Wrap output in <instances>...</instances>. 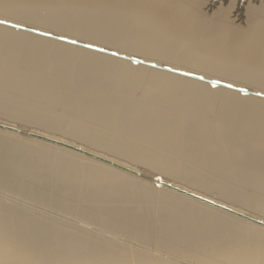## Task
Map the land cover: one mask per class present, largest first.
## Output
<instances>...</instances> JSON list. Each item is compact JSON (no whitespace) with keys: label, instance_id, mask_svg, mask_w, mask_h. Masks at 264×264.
<instances>
[{"label":"bare ground","instance_id":"6f19581e","mask_svg":"<svg viewBox=\"0 0 264 264\" xmlns=\"http://www.w3.org/2000/svg\"><path fill=\"white\" fill-rule=\"evenodd\" d=\"M230 6L0 0V116L169 177L0 128V264H264V226L156 184L264 222V0Z\"/></svg>","mask_w":264,"mask_h":264},{"label":"rangeland","instance_id":"374dc122","mask_svg":"<svg viewBox=\"0 0 264 264\" xmlns=\"http://www.w3.org/2000/svg\"><path fill=\"white\" fill-rule=\"evenodd\" d=\"M219 1H222V5L224 4V6H230V3H232V2H230V1H227V0H219ZM243 1V5L244 6H246L247 5V3L250 1V0H248V1H246V0H242ZM253 2V1H252ZM235 3V4H234ZM234 3H232V5L234 6V5H236V6H234V9H232L231 8V6H230V8L232 9L231 10V13H233V15H235V17L233 16V18L235 19L236 17L238 18V20H237V18H236V20L239 22V23H241V22H243V20H244V16H243V14L245 15V7L242 5V8H240L238 5H237V1L235 0V2ZM257 3H259L258 1H255V2H253V4H256L257 5ZM218 4V3H217ZM217 4H215L216 6L215 7H218L219 6V4L217 5ZM229 4V5H228ZM232 6V7H233ZM235 11V12H234ZM238 13H240V14H238ZM241 19V20H240ZM0 123H2V124H6V125H8V126H11V127H14V128H17V129H19V132L18 131H13V130H10V129H6V128H3V129H5V130H8V131H13V132H15V133H20V134H23V135H26V136H28L27 135V133L26 132H32V133H35V134H38V135H41V136H44V137H47V138H51V139H53V140H59V141H62V142H65L66 144H68V145H70L71 144V146H75V147H77V148H80L81 150H84V151H87V152H90V153H93L94 155L96 154V155H101V156H104V157H107V158H110L111 159V157L113 158V159H115L116 158V160H119V161H121L122 162V164H124V163H128V164H130V165H133L132 167H136L137 169H142V170H145V172H149L148 174H152V175H154L156 178H159L160 180H163V178L164 179H166V178H168L169 179V177H165V176H163V175H161V174H159V173H156V172H153V171H150L149 169H147V168H144V167H142V166H140V165H134V164H131V163H129L128 161H126V160H122L121 158H119V157H117V156H113L112 154H108V153H106L105 151H103V150H96V149H94V148H91V147H88V146H86V145H82V143L81 142H76V141H74V140H72V139H70V138H61V136L60 135H57V134H52V133H49V132H46V131H44V130H40V129H36V128H33V127H29V126H24L23 124H18L17 122H13V121H10V120H8L7 118H4V117H2V116H0ZM1 128V127H0ZM42 131V132H41ZM49 133V134H48ZM51 134V135H50ZM57 135V136H56ZM51 136H53V137H51ZM32 137V136H31ZM61 139V140H60ZM64 139V140H63ZM41 140H43V139H41ZM67 140H69V141H67ZM49 142V141H48ZM70 143V144H69ZM73 144V145H72ZM78 145H79V147H78ZM84 147H85V149H84ZM73 150V149H72ZM91 150H92V152H91ZM76 151V150H75ZM78 152V151H77ZM96 152V153H95ZM101 154H100V153ZM81 153V152H80ZM82 154H84V153H82ZM85 155H87V154H85ZM109 157H108V156ZM89 156V155H88ZM91 157V156H90ZM116 162V161H115ZM124 162V163H123ZM123 170V169H122ZM140 172V171H139ZM141 173H143V172H141ZM144 174V173H143ZM140 176H142V175H140ZM144 176V175H143ZM145 177V176H144ZM162 178V179H161ZM153 178L152 177H150V181L152 180ZM153 181V180H152ZM154 182V181H153ZM176 184H178V182H175ZM194 190H196V189H194ZM197 192H199V193H201V194H204V192L205 191H202V190H197ZM205 193H207V194H204V195H206V196H211V197H216V198H218L216 195H214V194H209L208 192H205ZM62 215V214H61ZM58 223L59 224H63V222H61V221H58ZM65 225V224H64ZM66 226H68V225H66Z\"/></svg>","mask_w":264,"mask_h":264},{"label":"water","instance_id":"95a60500","mask_svg":"<svg viewBox=\"0 0 264 264\" xmlns=\"http://www.w3.org/2000/svg\"><path fill=\"white\" fill-rule=\"evenodd\" d=\"M93 49H95V48H93ZM0 127H1V128H6V129H10V130H13V131H18V132H19V129L14 128V127H11V126H8V125H6V124H2V123H0ZM26 133H27L28 136H32V137H35V138L43 139V140H46V141H49V142H52V143H55V144H59V145H62V146L68 147V148L73 149V150H76V151H78V152H82V153H84V154H87V155H89V156H91V157H93V158H97V159L102 160V161H104V162H108V163H110V164H113L114 166H117V167H119V168H122V169H124V170H126V171H128V172H131V173H134V174H138L136 171H134V170H132V169H130V168H126V167H124V166H121V165L115 164V163H113V162H110L109 160H106V159H104V158H102V157L96 156V155H94V154H92V153H90V152H87V151L81 150L80 148H77V147H75V146H71V145H68V144H64V143L58 142V141H56V140H53V139H50V138H47V137H44V136H41V135H38V134L32 133V132H26ZM154 180H155V179H154ZM156 184H161L162 186H164V187H166V188H168V189H171V190H173V191L179 192V193H181V194H184V195H186V196H189V197H191V198H193V199L199 200V201H201V202H203V203H206V204H209V205H211V206H214L215 208H218V209H220V210H222V211H225V212L231 213V214H233V215H236V216H238V217H240V218H243V219H245V220H248V221H250V222H253V223H255V224H258V225H260V226H264V222L261 221V220H259V219H256V218L251 217V216H249V215H246V214H244V213H241V212H238V211H236V210H233V209H231V208H229V207H227V206H225V205H222V204L217 203V202H215V201H212V200H210V199H208V198L202 197V196H200V195H198V194H195V193L189 192V191H187V190H184V189H182V188H179V187H177V186H174V185H172V184H170V183H168V182L158 180V182H157Z\"/></svg>","mask_w":264,"mask_h":264},{"label":"snow or ice","instance_id":"6c2138e0","mask_svg":"<svg viewBox=\"0 0 264 264\" xmlns=\"http://www.w3.org/2000/svg\"><path fill=\"white\" fill-rule=\"evenodd\" d=\"M0 25H4V26L11 27V28H14V29H16V28H22L23 27V25L21 23H18V22L17 23H13L9 19H0ZM28 30L29 31H32V32H37L41 36H50L51 35V33H49V32H39V30L36 29V28H31V29H28ZM55 39L61 40V41H65V42L70 43V44H76L77 43L76 40L69 39L67 36H63V35L57 36V37H55ZM84 47L93 49V48H95V45H93V44H86V45H84ZM95 50L96 51H100V52L105 51L102 48H95ZM111 55L118 56L119 53L118 52H113V53H111ZM134 62L135 63H140V61H134ZM169 71H177V69H169ZM181 74L182 75H186V76H193L194 75V73H192V72H184V73H181ZM195 78L198 79V80H204V77L203 76H197ZM209 83L211 84V86L213 88H216L217 86H220L221 85V81H219V80H212V81H209ZM223 86L226 87V88H228V89L235 88V85L234 84H231V83L224 84ZM236 90L239 91V92H242V93L247 94L245 88H238ZM256 95H264V93H259L258 92V93H256Z\"/></svg>","mask_w":264,"mask_h":264}]
</instances>
